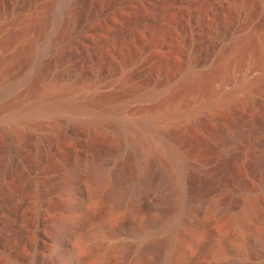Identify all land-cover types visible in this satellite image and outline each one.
Masks as SVG:
<instances>
[{
	"label": "rangeland",
	"instance_id": "rangeland-1",
	"mask_svg": "<svg viewBox=\"0 0 264 264\" xmlns=\"http://www.w3.org/2000/svg\"><path fill=\"white\" fill-rule=\"evenodd\" d=\"M254 120L264 0H0V264H264V165L227 142ZM145 145L178 150L190 199L203 178L216 192L200 215L176 199L165 251Z\"/></svg>",
	"mask_w": 264,
	"mask_h": 264
},
{
	"label": "bare ground",
	"instance_id": "bare-ground-1",
	"mask_svg": "<svg viewBox=\"0 0 264 264\" xmlns=\"http://www.w3.org/2000/svg\"><path fill=\"white\" fill-rule=\"evenodd\" d=\"M263 135H264V125L261 123L260 120H254V122L252 123V125L249 128H241L240 127V128H236L234 131H232L229 134L227 142H228V145H229L231 151H235L238 148L237 146L240 145L239 144L240 141L246 140V139L255 140L256 145H254L255 147H253V153H252L253 158L255 159V161L258 164L264 165V150H261L260 149L261 146L259 148L257 145V143H259L258 140L261 138V136L264 138ZM249 143H250V141H249ZM241 144H242V142H241ZM252 146H253V144H252ZM152 147H153L152 145L145 147V148H147V151L145 150L146 154H147V152L149 153V151L152 149ZM154 150H155V148H154ZM228 150H229V148H228ZM155 152L156 151H154L153 153H155ZM157 152H159V151H157ZM169 152H168V154H169ZM171 153L174 155L175 159L173 161L171 159V161H170L171 163L168 161L170 164L168 162H165L166 164H163L162 160L160 162L159 160L163 156L158 157V155H160L159 153H157L158 155H155L156 154L155 153L153 156H150L151 152H150V154H147L150 157L147 156V158L145 159V161H143V164H142V166H143V173H142L143 183L148 184L151 181L155 180V178L157 177V172L154 169V167H155L154 165L158 164V166L160 168L159 171L162 174V178H161L162 182L161 183H164L165 186H163V187L167 186V189L165 191V196L164 195L163 196H164V203L166 205L165 207L167 209L168 208L169 209L165 212V220L163 219V221L161 223H159L160 229H165L166 231L168 230L169 231L168 233H170V234H168L169 235L168 239L166 241H165V239L163 240V241H165L164 243L161 244L159 242L163 246L164 251L167 250L169 245H171V242H173L172 241L173 236L179 231L181 223L184 219V217H183L184 214H173L174 211H170V206H172L174 204L176 199H177L178 204L176 202L175 203L180 207L181 212H182V210H185L186 207L189 206L192 212L200 215L201 213H204V211L206 209L212 208L213 206H215L214 205V203H215L214 198L216 197V196L214 197L216 192L211 187V184L213 182L211 183L210 179L203 178V180L200 179L201 182L200 183L198 182L199 184L196 185L195 193H194L193 197L191 196L192 199H190L189 198V191H190L189 189L190 188H189L188 183H187V177H186L185 172L183 170V162L179 159L180 156H179L178 150H176L175 148H171ZM173 155L170 157L172 158ZM164 161L165 160H163V162ZM257 163H255V164H257ZM104 165L102 163H99L96 161L91 162L89 164V166L87 165L88 166V167H86L87 170L84 168L86 170V172L81 171L82 173L80 172V174H78V175H79V177H82V178L88 177L92 180H95L100 175V172L102 171V168ZM261 165H259V166H261ZM262 167H264V166H262ZM83 172H84V174H83ZM79 177H77V178H79ZM115 181H117V179ZM157 188H159V187H157ZM121 191H122V189H121ZM121 191H120V188L118 185H114L112 190H111L112 205L116 208H119L121 206L123 200H124V195H123V192H121ZM250 209H251V211L254 210L253 207H250ZM214 211L220 212L221 209L216 208L213 210V212ZM176 212L178 213V211H176ZM163 216H164V214H163ZM121 229H122L121 227H117L116 231L119 232V231H121ZM69 230H70L69 226L64 225L65 233L69 232ZM154 249H156L155 245H153L152 250L156 251ZM162 255H163V253L161 254V256Z\"/></svg>",
	"mask_w": 264,
	"mask_h": 264
}]
</instances>
